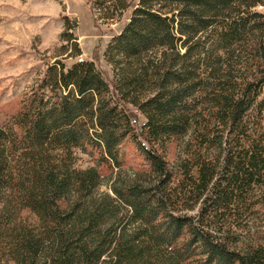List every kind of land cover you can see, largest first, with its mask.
<instances>
[{
    "label": "trees",
    "instance_id": "1",
    "mask_svg": "<svg viewBox=\"0 0 264 264\" xmlns=\"http://www.w3.org/2000/svg\"><path fill=\"white\" fill-rule=\"evenodd\" d=\"M90 4L109 21L130 11L103 52L111 84L76 60L65 18L70 63L49 64L0 125V264H264V235L237 248L226 234L264 214V0ZM127 138L154 182L99 193ZM85 145L100 158L80 169Z\"/></svg>",
    "mask_w": 264,
    "mask_h": 264
},
{
    "label": "rangeland",
    "instance_id": "2",
    "mask_svg": "<svg viewBox=\"0 0 264 264\" xmlns=\"http://www.w3.org/2000/svg\"><path fill=\"white\" fill-rule=\"evenodd\" d=\"M264 14V7H258ZM130 11H125L118 20L109 21L100 18L92 9L90 0H0V125L7 124L21 107V102L32 89L39 84L49 64L55 60L65 61L61 40L64 32V19L81 51L76 60L93 61L111 84V70L106 64L103 52L111 39L117 36L129 18ZM71 52V50H68ZM264 98V86L262 88ZM139 124L143 116L127 106ZM147 146V145H145ZM163 156L171 164L176 153V144L171 143L162 150ZM161 153V155H162ZM100 158V151L94 146L85 145L76 151V166L80 169L95 166ZM118 168L113 165L99 167L102 185L99 193L108 192V185L116 182H137L148 184L154 178L147 177L149 164L137 150L136 143L127 138L118 147ZM198 206L191 211H184L187 216H195ZM238 228V227H237ZM264 214L259 212L244 219L241 228L227 231L231 240L242 242L249 237L264 235ZM242 247V246H241Z\"/></svg>",
    "mask_w": 264,
    "mask_h": 264
},
{
    "label": "built area",
    "instance_id": "3",
    "mask_svg": "<svg viewBox=\"0 0 264 264\" xmlns=\"http://www.w3.org/2000/svg\"><path fill=\"white\" fill-rule=\"evenodd\" d=\"M130 123H131V126H133L134 128H137L140 126V124L135 119H132Z\"/></svg>",
    "mask_w": 264,
    "mask_h": 264
}]
</instances>
